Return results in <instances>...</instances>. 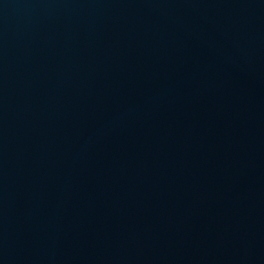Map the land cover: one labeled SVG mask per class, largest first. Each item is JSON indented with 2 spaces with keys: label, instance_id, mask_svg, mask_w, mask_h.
Returning <instances> with one entry per match:
<instances>
[{
  "label": "water",
  "instance_id": "95a60500",
  "mask_svg": "<svg viewBox=\"0 0 264 264\" xmlns=\"http://www.w3.org/2000/svg\"><path fill=\"white\" fill-rule=\"evenodd\" d=\"M0 264H264V0H0Z\"/></svg>",
  "mask_w": 264,
  "mask_h": 264
}]
</instances>
